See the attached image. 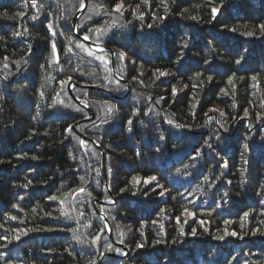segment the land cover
I'll return each instance as SVG.
<instances>
[{
  "label": "trees",
  "instance_id": "1",
  "mask_svg": "<svg viewBox=\"0 0 264 264\" xmlns=\"http://www.w3.org/2000/svg\"><path fill=\"white\" fill-rule=\"evenodd\" d=\"M86 2L0 0V264H264V0Z\"/></svg>",
  "mask_w": 264,
  "mask_h": 264
},
{
  "label": "snow or ice",
  "instance_id": "2",
  "mask_svg": "<svg viewBox=\"0 0 264 264\" xmlns=\"http://www.w3.org/2000/svg\"><path fill=\"white\" fill-rule=\"evenodd\" d=\"M32 6L33 7H35L36 6V0H32ZM84 7V4H83V0H81V8H83ZM123 8V0H121V2L120 3H117L116 5H115V8H114V11H117V12H119V11H121V9ZM137 11H138V7H137V9L136 10H133V17L134 18H137V19H143V13L141 12V13H139V15H137ZM212 12H213V16H215V14H216V9L215 8H213L212 9ZM4 15H7V13H4ZM17 15H19V16H23V13H17ZM160 19H164V17H161ZM149 27L151 28L152 27V25H149ZM261 28L262 29H264V25H261ZM25 31H27V29H25ZM16 35H19V33H16ZM249 35H251V33H249ZM84 39L85 40H87L88 39V37L87 36H85L84 37ZM69 42H71V39L69 40ZM80 45L78 44L77 45V47H79ZM53 51H55V46L53 45ZM120 57H121V59H123V57H124V54L123 53H121L120 54ZM5 59H7V58H5ZM236 63L237 64H240V60H237L236 61ZM160 75L161 76H163V75H165V73H163V72H161L160 73ZM253 78V80H255L256 79V77L255 76H253L252 77ZM71 79V77H69V80ZM209 80H211V77H209L208 78ZM61 83L63 84V83H65V81H61ZM175 91H176V89L174 88L173 89V93L175 94ZM113 109H112V107L111 106H109V112H111ZM211 111V110H210ZM246 115H247V112L245 113ZM220 115L221 116H223L224 115V113L223 112H221L220 113ZM258 119H259V117H258ZM129 124H131L132 123V121H129L128 122ZM177 127H179V125H177ZM71 129L69 128V131H70ZM161 139H163V136H161ZM33 159H36V157H32ZM151 180H155L156 178L155 177H151L150 178ZM162 187V186H161ZM77 194H80V193H84L85 191H86V189L84 188V187H80V188H78V189H76V190H74ZM122 191H123V189H122ZM89 195H90V193H89ZM161 195H163V191H161ZM50 199H56V197H50ZM188 215H191V213H188ZM248 214L247 213H245V216H247ZM12 219H15V217H11ZM181 234H183V233H181ZM193 235H195V229L193 230V233H192ZM227 234H229V233H226V235ZM230 235H232V236H236L237 234L236 233H230ZM224 237H218V239H223ZM243 237H241V239H242ZM6 239V238H5ZM17 239H18V237H17ZM140 247H142V245H137V248H140ZM90 264H95V261H90Z\"/></svg>",
  "mask_w": 264,
  "mask_h": 264
},
{
  "label": "water",
  "instance_id": "3",
  "mask_svg": "<svg viewBox=\"0 0 264 264\" xmlns=\"http://www.w3.org/2000/svg\"><path fill=\"white\" fill-rule=\"evenodd\" d=\"M86 5H87V2H86V0H84V7L82 8V10H80V11L77 13V15H76L75 18H74V21H73V30L75 29L76 19H77L78 16L83 12V10L85 9ZM90 45H92V44H90ZM92 47H95V45H92ZM111 59H112V64H113L114 52H112V57H111Z\"/></svg>",
  "mask_w": 264,
  "mask_h": 264
}]
</instances>
